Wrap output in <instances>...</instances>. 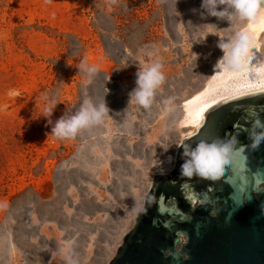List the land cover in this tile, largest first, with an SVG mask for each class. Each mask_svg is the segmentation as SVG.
<instances>
[{
  "label": "rangeland",
  "instance_id": "374dc122",
  "mask_svg": "<svg viewBox=\"0 0 264 264\" xmlns=\"http://www.w3.org/2000/svg\"><path fill=\"white\" fill-rule=\"evenodd\" d=\"M201 4L0 0V264H108L153 176L173 168L180 140L195 133L188 100L221 82L264 78V32L208 16ZM237 32L251 37L254 58L240 73L217 68L220 39ZM85 59L99 69L91 82L77 69ZM156 60L165 81L152 106L129 103L137 64ZM86 99H105L104 123L74 140L50 135ZM127 169L123 196L116 182Z\"/></svg>",
  "mask_w": 264,
  "mask_h": 264
},
{
  "label": "water",
  "instance_id": "95a60500",
  "mask_svg": "<svg viewBox=\"0 0 264 264\" xmlns=\"http://www.w3.org/2000/svg\"><path fill=\"white\" fill-rule=\"evenodd\" d=\"M201 141L235 144L218 179L181 175L178 146ZM179 145L173 168L153 176L133 227L108 264H264V89L210 106L197 131ZM234 157L243 161L240 171ZM129 172L116 182L123 196L132 185Z\"/></svg>",
  "mask_w": 264,
  "mask_h": 264
},
{
  "label": "clouds",
  "instance_id": "9594fccd",
  "mask_svg": "<svg viewBox=\"0 0 264 264\" xmlns=\"http://www.w3.org/2000/svg\"><path fill=\"white\" fill-rule=\"evenodd\" d=\"M118 3L119 0H108L110 9ZM201 8L208 16L227 21L232 25L234 21L255 22L259 13L264 11V0H202ZM213 25L207 24V26ZM250 44L251 37L245 32H237L229 40L220 39L217 46L223 52V56L217 62L216 67L240 71L254 58L255 54L252 52L254 48L249 47ZM77 69L86 75L88 82L99 74L98 67L89 65L86 59L79 64ZM137 69L136 87L129 93V103L134 102L143 109H149L154 102L157 90L165 81L163 64L156 60L146 66L137 64ZM55 108V99H52L44 108V118L49 124ZM109 112L110 109L105 99L98 105L86 99L74 114L64 115L58 119L51 127L50 135L60 140H74L84 130L102 125L110 116ZM178 147L183 148L184 162L181 165V175L212 180L218 179L225 173L226 168L232 162L235 150L234 142L230 141H201L195 147L191 144H181Z\"/></svg>",
  "mask_w": 264,
  "mask_h": 264
},
{
  "label": "bare ground",
  "instance_id": "6f19581e",
  "mask_svg": "<svg viewBox=\"0 0 264 264\" xmlns=\"http://www.w3.org/2000/svg\"><path fill=\"white\" fill-rule=\"evenodd\" d=\"M252 24L257 36L260 35V33L264 32V11H262L261 14L258 15L257 19L255 20V22H252ZM232 75L233 72H230L229 76L231 77ZM233 84H235L236 87H233ZM260 89H264V78L261 77L255 78L253 81H238L236 83H231V85L225 82H221L220 84H218V86H209L201 92L197 93L195 96L188 100V104L191 110V120L194 125V132L197 131V127L202 122L203 113L210 106L231 97ZM170 158L171 159L169 160V164H174L173 157ZM157 172L160 173V171Z\"/></svg>",
  "mask_w": 264,
  "mask_h": 264
},
{
  "label": "snow or ice",
  "instance_id": "6c2138e0",
  "mask_svg": "<svg viewBox=\"0 0 264 264\" xmlns=\"http://www.w3.org/2000/svg\"><path fill=\"white\" fill-rule=\"evenodd\" d=\"M238 151H243V149H239ZM233 163L235 164V166L237 167V170L240 171L241 169H243L244 165H243V161L242 160H237L234 157Z\"/></svg>",
  "mask_w": 264,
  "mask_h": 264
},
{
  "label": "trees",
  "instance_id": "16d2710c",
  "mask_svg": "<svg viewBox=\"0 0 264 264\" xmlns=\"http://www.w3.org/2000/svg\"><path fill=\"white\" fill-rule=\"evenodd\" d=\"M229 117H230V120L228 121V122H226L225 123V125H226V127H228V128H230V126H231V123L233 122V118H234V115H229ZM236 117V116H235ZM232 118V119H231ZM178 197V196H177Z\"/></svg>",
  "mask_w": 264,
  "mask_h": 264
}]
</instances>
